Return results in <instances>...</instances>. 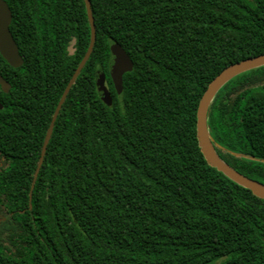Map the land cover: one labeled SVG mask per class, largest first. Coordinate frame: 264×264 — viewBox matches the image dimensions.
Instances as JSON below:
<instances>
[{
    "label": "trees",
    "instance_id": "trees-1",
    "mask_svg": "<svg viewBox=\"0 0 264 264\" xmlns=\"http://www.w3.org/2000/svg\"><path fill=\"white\" fill-rule=\"evenodd\" d=\"M24 59L0 53V264H264V198L211 166L197 136L209 84L264 54V0H5ZM131 57L120 100L113 45ZM106 77L112 103L99 96ZM264 65L208 112L221 159L264 183Z\"/></svg>",
    "mask_w": 264,
    "mask_h": 264
},
{
    "label": "water",
    "instance_id": "water-1",
    "mask_svg": "<svg viewBox=\"0 0 264 264\" xmlns=\"http://www.w3.org/2000/svg\"><path fill=\"white\" fill-rule=\"evenodd\" d=\"M86 3L88 17L91 26V42L90 47L73 74L71 80L69 81L60 101L53 115L51 124L48 128V131L45 136V140L42 147L41 157L39 160L38 168L35 174L37 176L47 151V147L49 141L52 136L53 128L56 122V119L59 115V112L66 100L70 89L72 88L74 82L76 81L81 69L84 67L88 58L90 57L95 42H96V28L94 17L91 9L90 0H84ZM13 14L9 7V4L5 0H0V53L4 57V59L15 68L21 67L24 63V59L20 54L19 47L16 43V40L11 32L10 26L12 23ZM264 65V54L248 58L246 60H242L235 64H232L225 68L208 86L206 89L197 112V136L199 140V144L201 150L207 159L208 163L223 172L230 179L235 181L236 183L250 189L256 196L260 198H264V183L259 182L255 179L249 178L242 173L238 172L228 164H226L219 154L216 151L213 140L211 139L209 126H208V112L210 105L219 92V90L228 83L234 77L244 73L248 70L260 67ZM133 61L129 54L118 44H115L111 48L110 60H109V73L114 82L115 88L118 92L120 100L123 97V81L124 75L127 72H130L133 69ZM264 85V80L261 82ZM96 85L98 89V93L100 98L107 104L112 103V95L106 85V77L104 74H100L97 76ZM0 86L2 90L6 93L10 91L11 85L10 83L4 79V77L0 74ZM0 104V108H1ZM3 218L0 214V224L2 223Z\"/></svg>",
    "mask_w": 264,
    "mask_h": 264
}]
</instances>
